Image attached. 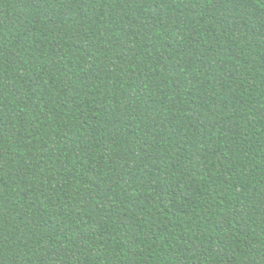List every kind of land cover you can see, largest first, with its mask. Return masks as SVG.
Segmentation results:
<instances>
[{
	"label": "trees",
	"instance_id": "1",
	"mask_svg": "<svg viewBox=\"0 0 264 264\" xmlns=\"http://www.w3.org/2000/svg\"><path fill=\"white\" fill-rule=\"evenodd\" d=\"M0 264H264V0H0Z\"/></svg>",
	"mask_w": 264,
	"mask_h": 264
}]
</instances>
